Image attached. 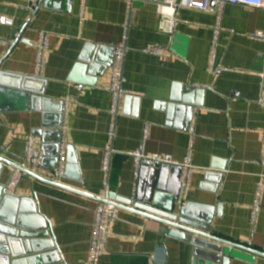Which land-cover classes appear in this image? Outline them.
Masks as SVG:
<instances>
[{"label": "crops", "instance_id": "1", "mask_svg": "<svg viewBox=\"0 0 264 264\" xmlns=\"http://www.w3.org/2000/svg\"><path fill=\"white\" fill-rule=\"evenodd\" d=\"M32 2L0 0V19L12 22L0 23L1 69L45 80V97L55 105L64 102L60 140L74 146L78 164L67 172L66 159L67 174L58 183L52 180L55 170L41 166L34 171L39 178L25 174L10 195L35 200L62 264H89L94 210L107 187L122 207L98 264H222L198 255L191 240L167 234L158 222L126 208L133 206L124 201L134 203L139 188L131 155L137 150L147 157L170 155L180 164L188 159L194 171L186 188L181 183L176 209L189 205L194 215L213 220L215 236L264 252V41L250 36L264 30V9L225 6L214 65L224 70L215 76L209 70L218 26L212 10L181 6L174 32L165 33L152 0L131 8L125 0H37L31 8ZM43 32L50 46L45 72L37 77ZM121 44L128 97L114 114L110 85L114 48ZM81 58L91 61L81 74L87 81L75 71ZM195 88L190 116L172 98ZM26 93L8 87L0 96V155L17 166L29 137L40 149L43 144L36 131L44 113L31 108ZM171 104L180 108L170 111ZM108 147L113 152L106 171ZM12 169L5 166L0 175L5 187ZM231 260L264 264V256L247 252Z\"/></svg>", "mask_w": 264, "mask_h": 264}, {"label": "water", "instance_id": "2", "mask_svg": "<svg viewBox=\"0 0 264 264\" xmlns=\"http://www.w3.org/2000/svg\"><path fill=\"white\" fill-rule=\"evenodd\" d=\"M17 41L18 39L15 43ZM2 62H0V96H3L5 88L8 87L26 91L30 98L31 108L44 113L42 128L36 131V134L43 139L41 166L47 167L49 170H56L60 151V127L64 116V102L55 105L51 99L45 97V80L20 76L2 70ZM85 63L91 64V61L81 58L75 67L76 73H80V81H87L84 76H81L88 67ZM196 90L195 88L186 94L172 98L175 103L182 104L183 106L180 107L183 108V111L186 110L190 116L194 111L193 96L199 94V91ZM180 107L171 104L169 110ZM52 117L54 118L53 122L50 120ZM67 150L68 168L66 171L68 172L70 167H76L78 159L74 146L68 145ZM5 166L18 168L16 164L0 155V175ZM139 172V188L134 203L130 199L124 201L125 204L133 206L126 207L128 210L158 222L167 234L182 240H191L196 246L197 254L209 258L213 262L229 264L232 261V256L241 252L258 255V257L264 256V252L212 234L213 220L202 219L194 215L189 205L176 209V203L181 196V173L183 171L180 166L149 165L144 162L141 164ZM25 174L39 178L35 173L29 171H25ZM171 180H174L172 184ZM49 183L52 184V182ZM53 184L84 194L61 184ZM111 200L119 208L122 207L121 204L115 202L112 194ZM100 201L103 200L100 199ZM50 228L47 219L40 214L35 200L29 196L10 195L7 193L6 187L0 183V264H62V259L58 251L55 250L56 243L50 238Z\"/></svg>", "mask_w": 264, "mask_h": 264}, {"label": "built area", "instance_id": "3", "mask_svg": "<svg viewBox=\"0 0 264 264\" xmlns=\"http://www.w3.org/2000/svg\"><path fill=\"white\" fill-rule=\"evenodd\" d=\"M37 0H33L32 7H35ZM129 6L132 7L133 3L138 0H125ZM156 3L158 7L159 15V30L165 33H173L176 23L180 20L178 18L177 11L179 7L184 6L192 9H198L203 11L212 10L217 14L218 26L215 28L214 36L212 39L211 54L209 60V70L215 75L218 76L224 70V68H215V55L216 49L219 41V34L223 30L221 26V19L224 8L227 4H238L245 5L254 8L264 9V0H152ZM1 24L11 25V20L7 18L0 19ZM253 39L264 41V30L257 31L250 35ZM3 43V41H0ZM36 46V60H35V76H43L46 68V52L50 46V35L48 33H41L38 37ZM126 56V47L124 44L116 46L114 48V60H113V75L111 79L110 91L113 94V108L112 112L116 114L117 106L121 100L125 99L128 96L126 89L124 88L125 77H124V64ZM80 89H83V86H79ZM264 103V99H263ZM68 111V108H66ZM65 111V115H66ZM193 132V127L190 129ZM60 151L58 157L57 169L54 172L55 180L54 182H59L62 177L65 175L66 170V159H67V144L64 140H60ZM112 148L108 147L104 154L103 167L108 171L110 166V156L112 153ZM131 155L135 158L137 165V174L140 170L142 163H147L149 165H173L180 166L182 168V186L186 188L191 180L194 167L187 159L184 163L180 164L172 158L170 155L165 156H145L143 150H137ZM42 151L39 148V141L34 140L33 137L28 139V147L25 158L22 163L19 164L18 168L12 169V175L7 184L6 189L8 194H14L16 187L20 184L23 177L25 176V171L31 173L36 172L42 163ZM103 201H100L97 207L94 210V219L92 224V236L90 239V251H89V264H98L101 256L104 254L107 240L110 234V228L114 222L119 217L120 208L111 200V192L107 187L103 197ZM258 203V202H257Z\"/></svg>", "mask_w": 264, "mask_h": 264}]
</instances>
